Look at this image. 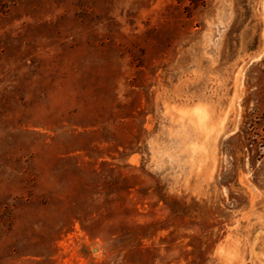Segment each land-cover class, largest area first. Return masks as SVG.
I'll use <instances>...</instances> for the list:
<instances>
[{"label": "rangeland", "instance_id": "1", "mask_svg": "<svg viewBox=\"0 0 264 264\" xmlns=\"http://www.w3.org/2000/svg\"><path fill=\"white\" fill-rule=\"evenodd\" d=\"M0 264H264V0H0Z\"/></svg>", "mask_w": 264, "mask_h": 264}]
</instances>
